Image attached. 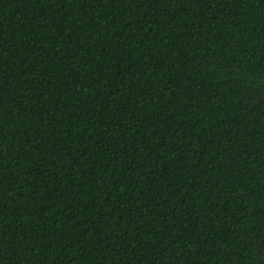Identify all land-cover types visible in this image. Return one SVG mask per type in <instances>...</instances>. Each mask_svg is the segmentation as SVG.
Here are the masks:
<instances>
[{
    "label": "trees",
    "instance_id": "1",
    "mask_svg": "<svg viewBox=\"0 0 264 264\" xmlns=\"http://www.w3.org/2000/svg\"><path fill=\"white\" fill-rule=\"evenodd\" d=\"M0 264H264V0H0Z\"/></svg>",
    "mask_w": 264,
    "mask_h": 264
}]
</instances>
